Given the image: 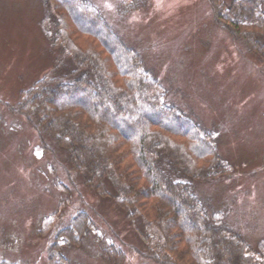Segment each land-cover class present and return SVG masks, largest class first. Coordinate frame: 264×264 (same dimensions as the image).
<instances>
[{
  "label": "rangeland",
  "instance_id": "obj_1",
  "mask_svg": "<svg viewBox=\"0 0 264 264\" xmlns=\"http://www.w3.org/2000/svg\"><path fill=\"white\" fill-rule=\"evenodd\" d=\"M46 1L0 0V263L48 264L64 228L93 206V232L60 248L71 264H156L141 253L137 221L129 225L75 175L70 180L65 152L57 147L54 156L51 138L37 127L39 109L27 105L59 52L58 6L49 10ZM86 1L141 55L164 88L165 105L213 137L229 173L198 184V192L210 203L203 202L207 215L224 212L256 259L264 253L263 59L214 16L209 0Z\"/></svg>",
  "mask_w": 264,
  "mask_h": 264
},
{
  "label": "trees",
  "instance_id": "obj_2",
  "mask_svg": "<svg viewBox=\"0 0 264 264\" xmlns=\"http://www.w3.org/2000/svg\"><path fill=\"white\" fill-rule=\"evenodd\" d=\"M209 1L214 16L264 61L263 0ZM55 2L59 52L27 105L39 109L37 127L51 138L54 156L57 147L65 152L70 180L75 175L129 225L137 221L132 231L141 253L156 264H264V253L249 254L224 212L207 215L210 203L197 185L229 173L211 134L165 105L161 82L93 4L47 0L49 10ZM23 112L30 115V107ZM88 208L64 228L65 241L51 247L48 264H71L60 248L93 232L96 212Z\"/></svg>",
  "mask_w": 264,
  "mask_h": 264
}]
</instances>
